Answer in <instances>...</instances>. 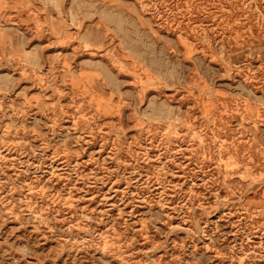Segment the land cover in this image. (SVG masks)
Instances as JSON below:
<instances>
[{"label":"rangeland","instance_id":"374dc122","mask_svg":"<svg viewBox=\"0 0 264 264\" xmlns=\"http://www.w3.org/2000/svg\"><path fill=\"white\" fill-rule=\"evenodd\" d=\"M0 264H264V0H0Z\"/></svg>","mask_w":264,"mask_h":264},{"label":"water","instance_id":"95a60500","mask_svg":"<svg viewBox=\"0 0 264 264\" xmlns=\"http://www.w3.org/2000/svg\"><path fill=\"white\" fill-rule=\"evenodd\" d=\"M1 67H2V68H8V67H9V65H8V64H6V63H3V64L1 65Z\"/></svg>","mask_w":264,"mask_h":264}]
</instances>
